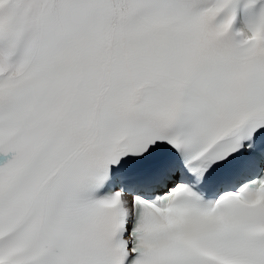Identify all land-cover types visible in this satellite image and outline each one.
<instances>
[{"label":"snow or ice","instance_id":"1","mask_svg":"<svg viewBox=\"0 0 264 264\" xmlns=\"http://www.w3.org/2000/svg\"><path fill=\"white\" fill-rule=\"evenodd\" d=\"M0 264H264V0H0Z\"/></svg>","mask_w":264,"mask_h":264}]
</instances>
